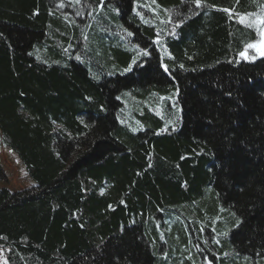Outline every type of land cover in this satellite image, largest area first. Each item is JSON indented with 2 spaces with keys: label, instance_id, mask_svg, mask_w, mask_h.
Segmentation results:
<instances>
[{
  "label": "trees",
  "instance_id": "trees-1",
  "mask_svg": "<svg viewBox=\"0 0 264 264\" xmlns=\"http://www.w3.org/2000/svg\"><path fill=\"white\" fill-rule=\"evenodd\" d=\"M263 27L264 0H0L34 182L0 187L6 264H264Z\"/></svg>",
  "mask_w": 264,
  "mask_h": 264
},
{
  "label": "rangeland",
  "instance_id": "rangeland-1",
  "mask_svg": "<svg viewBox=\"0 0 264 264\" xmlns=\"http://www.w3.org/2000/svg\"><path fill=\"white\" fill-rule=\"evenodd\" d=\"M262 29L260 40L252 46L254 52L257 54L264 52V27ZM0 169L2 173L0 187H6L11 191H15L28 188L34 183L28 176L17 155L3 145H0ZM204 262L211 264L208 258ZM0 264H6L5 256L1 250Z\"/></svg>",
  "mask_w": 264,
  "mask_h": 264
},
{
  "label": "snow or ice",
  "instance_id": "snow-or-ice-1",
  "mask_svg": "<svg viewBox=\"0 0 264 264\" xmlns=\"http://www.w3.org/2000/svg\"><path fill=\"white\" fill-rule=\"evenodd\" d=\"M195 2H196V4H197V6H199V4H200V0H195ZM227 11V10H226ZM241 22H243V17H241ZM129 35H132L131 33H129ZM251 46V45H250ZM143 55H148V52L147 51H144L143 52ZM241 55H243V53H241ZM136 61L135 60H133V62L132 63H135ZM131 70V66H129V68H126L125 69V71H130ZM165 70H167V69H165Z\"/></svg>",
  "mask_w": 264,
  "mask_h": 264
}]
</instances>
